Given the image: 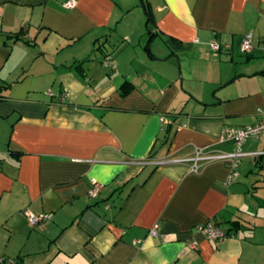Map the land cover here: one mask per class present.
Masks as SVG:
<instances>
[{
	"label": "crops",
	"instance_id": "crops-1",
	"mask_svg": "<svg viewBox=\"0 0 264 264\" xmlns=\"http://www.w3.org/2000/svg\"><path fill=\"white\" fill-rule=\"evenodd\" d=\"M66 1L0 0V264H264V132L205 157L264 118V0H149L150 49L141 0Z\"/></svg>",
	"mask_w": 264,
	"mask_h": 264
},
{
	"label": "built area",
	"instance_id": "built-area-1",
	"mask_svg": "<svg viewBox=\"0 0 264 264\" xmlns=\"http://www.w3.org/2000/svg\"><path fill=\"white\" fill-rule=\"evenodd\" d=\"M75 0H67L65 4L67 6H72L74 4ZM211 46L215 50H220L222 48L221 43L217 39H213L211 41ZM256 44L254 43L253 36L251 32H248L244 35L242 43H241V49L244 52H251L255 48ZM260 48L264 51V40L260 43ZM107 64H112L113 66H116V63L114 62V59L111 57L107 59ZM53 93V92H51ZM68 91H63L59 98L61 101L65 102L68 98ZM264 132V118L260 119L257 123L254 124H247L244 126H231L227 127L224 130V133L222 135V140H233L235 143V149L232 152H222L216 155H210L205 157H218L222 159H228L230 161V172L228 179L231 180L234 177L238 176V166L240 159L243 157L245 152L242 150V144L245 141V139L249 136H255L258 137ZM203 158L202 155V149L198 148L196 149V156H195V163L193 166V169L199 170L201 163H199V159ZM161 162V161H159ZM102 182L99 181L96 177H91L90 181V187L88 190V194L92 197H96L99 195L101 189H102ZM25 213L28 217V220L31 224H36L40 221H44L51 217L52 213L47 211H40L36 212L30 209H26ZM157 224H155L150 232L152 234H157ZM198 228L207 233L210 237L215 238H221L226 236L228 233L225 229H223L219 225H214L212 223H206V224H199Z\"/></svg>",
	"mask_w": 264,
	"mask_h": 264
},
{
	"label": "trees",
	"instance_id": "trees-1",
	"mask_svg": "<svg viewBox=\"0 0 264 264\" xmlns=\"http://www.w3.org/2000/svg\"><path fill=\"white\" fill-rule=\"evenodd\" d=\"M141 4L144 8L145 14L147 16V26H148V32L150 35V39L149 42L147 44V47L150 49V42L152 41L153 37H155L154 32H153V28L155 26V18H154V14L152 11V7L151 4L149 2V0H141ZM16 36L19 35V33H15ZM131 87V82L129 80H126L123 84H122V91L123 93L129 91ZM238 222V220H234L233 223Z\"/></svg>",
	"mask_w": 264,
	"mask_h": 264
},
{
	"label": "rangeland",
	"instance_id": "rangeland-1",
	"mask_svg": "<svg viewBox=\"0 0 264 264\" xmlns=\"http://www.w3.org/2000/svg\"><path fill=\"white\" fill-rule=\"evenodd\" d=\"M245 52H243V51H241L240 52V54H244ZM245 55V54H244ZM260 190V192H262L263 191V189H259Z\"/></svg>",
	"mask_w": 264,
	"mask_h": 264
}]
</instances>
